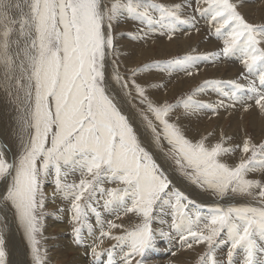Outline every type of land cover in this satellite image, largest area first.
Returning a JSON list of instances; mask_svg holds the SVG:
<instances>
[{
	"label": "snow or ice",
	"instance_id": "6c2138e0",
	"mask_svg": "<svg viewBox=\"0 0 264 264\" xmlns=\"http://www.w3.org/2000/svg\"><path fill=\"white\" fill-rule=\"evenodd\" d=\"M245 7L246 0H0V91L15 106L18 143L12 159L0 145L5 189L0 222L2 213L12 212L27 240L31 264H48L38 237L48 215L49 182L52 202L59 198L69 204L75 245L85 243L84 229L94 235L89 221L94 215L100 231L91 247L93 264H100L106 239L115 241L106 250L107 264H147L161 240L175 241L169 249L173 258L204 245L196 264H264V140L257 143L245 134L241 143L231 144L234 138L223 131L215 143H209L213 133L193 140L179 123L222 111L231 115L239 108L242 113L255 110L264 125V23L249 22L241 11ZM197 14L222 42L219 51L195 54L193 49L182 57L133 67L126 75L113 60L107 74L108 57L116 51L115 23L128 19L139 24L129 39L147 44L156 35L171 41L183 30L199 32ZM232 56L242 65L239 77L205 80L175 103L149 97L152 90L166 91L167 83L137 81L153 69L169 77H191L200 62L214 64ZM112 81L129 98L135 92L151 141L161 151L162 141L167 143L165 160L184 180L217 200L248 197L255 203L206 205L176 188L142 145ZM209 91L218 98L201 99ZM237 153L235 163L225 159ZM256 174L259 178H250ZM77 175L78 181L69 182ZM101 207L116 220L133 215L139 222L126 228L105 221ZM221 245H227L224 261L217 259ZM0 264H9L2 229Z\"/></svg>",
	"mask_w": 264,
	"mask_h": 264
},
{
	"label": "rangeland",
	"instance_id": "374dc122",
	"mask_svg": "<svg viewBox=\"0 0 264 264\" xmlns=\"http://www.w3.org/2000/svg\"><path fill=\"white\" fill-rule=\"evenodd\" d=\"M250 1L255 2V0H250ZM156 2L157 3H163V4H172V3H182L183 0H156ZM194 7H195V5H194ZM263 8H264V6H263ZM263 8L262 7L256 8L257 10L255 9L256 10L255 14H251V13L248 14L247 11L244 9H242L241 11H242V14L245 13L244 15H245V17L247 16L246 18L249 19V22L260 24V23H264ZM191 11H192V9H190V12ZM251 16H252V18H251ZM197 20H198V22L200 21L202 23V25H199V23H198V27L200 29L199 32L191 31V33L189 35L186 32L187 30H183L177 34V35H179L180 33H183L184 37H186V39H190V40L192 39V36H194L195 38H197L196 42L194 43L193 41H191L189 43L190 45H188V44L184 45L185 47H182V51L177 48L174 52H173V49H169L168 51L165 52L163 49L161 50L159 46L157 47L158 44H156V42L160 41V39H157V38H163V37H159V35L154 36L153 39L150 40L147 44H145L143 42H135V41L130 40L128 34L129 33H136L141 26L139 24L131 21V20L121 19L118 23H115L113 25V34L116 37V41H115L116 51L112 55L110 60H111V62L113 60H115L116 63L119 65L120 72L122 74L126 75L128 73V70L133 68V67H142L145 64H152V63L157 62V61H166V60H170L173 58L182 57V56H184V54L186 55V54L192 53L193 49L196 50L195 54L211 53L210 48H209L210 47L209 45H211V44L207 43L206 45H204L206 43L207 39H212L218 43L220 40L215 38V36L213 35L214 29L209 28L210 26L208 25L207 21L204 18L199 17V15L197 14ZM200 32H201V34H200ZM175 39H176V37L173 40H171V42H174ZM166 41H169V40L167 39ZM183 48H185V49H183ZM200 48H201V50H200ZM159 50H161V51H159ZM144 52H146V54ZM220 61L241 65L239 62L238 56H232V57H229L226 59L222 58ZM220 61H218L216 63H219ZM209 65H213V63L202 61L198 65V68L199 67L203 68V67H206ZM111 71L112 70H110L109 73L107 72V74L110 75ZM199 73H201V74H199ZM181 74L183 75V78L175 77L176 75H181ZM194 75L195 76L196 75L203 76L204 80H202L198 83L196 81L195 82L192 81L194 83V85H192L187 90H185V88H183V87H185L186 82L188 80H192L194 76H191V78L188 76L184 77L185 75L183 73L174 74L172 77H169L167 74L161 73L158 70L153 69L152 71L145 73L143 76L138 77L137 81L139 83H142V84L167 83L168 88L166 91L165 90H152L148 93L149 97L153 101H157V102L166 100L169 103H175L176 100L180 99L182 96H185L187 93L191 92L197 86L202 84L206 79L207 80H217V78H218V80H223V79H220V76H217V75H219L218 73L216 75H213V73L212 74H206V71H198V73H196ZM226 75H227V73H226ZM225 79H226V77H225ZM112 84L114 85V87H115L114 89L116 90L115 95H120V97L123 98V102L128 105V108L133 109L134 116L139 117L138 113L143 110V106L136 99L135 92L133 91L132 97L129 98V97L125 96L123 94V92H121L118 85H116L114 81H112ZM175 85H178V86H175ZM182 85H184V86H182ZM172 86H173V89H171ZM180 89H182V90H180ZM183 89H184V91H183ZM206 95H213V96H215L216 99L218 98L216 96V94L212 93L211 91H209L208 94H206ZM206 95H204V96H206ZM204 96H202L201 99H204L203 98ZM235 114H239L240 118H241V115H243V119H239V121L242 123V128H243V123L245 124V126L247 124V127H245V134L252 135L254 140L257 143L264 140V132H263L264 130L262 131L263 133H261V135L257 134L256 131H254V128L250 125L249 115L251 114V112L248 113L249 115H247L246 113H242V111H240L239 108L232 110L231 115H227L226 113H224L222 111L219 116H213L211 114H203L199 117H194L191 120H187V119L182 118L179 121V123L184 128L186 135L193 140L199 139L202 135H206L208 133H213V135L209 137V143H215L219 138V136H218L219 133L221 131H223L227 136H231L234 138L231 141V144H239L242 141L241 138H243V136L240 138V134H242L241 130H243V129L240 128V131L238 132L237 127L234 126L233 123L238 118V117L237 118L235 117ZM16 115H17V113L15 110V106L4 95V93L2 91H0V137L4 141L3 143L6 144L8 151H10V153H7V155L10 156L11 159L15 156V154L18 151V143H17L16 137H15V118H16ZM173 119H175L174 116H173ZM133 126H134V124H133ZM222 127H223V129H222ZM231 128H232V130H231ZM134 129H135V126H134ZM135 130H136L138 137H139L141 132L137 131V129H135ZM149 134L150 133H148V131L145 133L146 137H148V141H149L152 149H146V150H148L153 155L154 159L157 161L156 156L154 155L155 154L154 150L158 149V148L151 141V138H149ZM150 137H151V134H150ZM139 139H140V137H139ZM140 141H141V139H140ZM141 143H142V141H141ZM0 145H3L1 140H0ZM142 145H143V143H142ZM158 150H160V149H158ZM168 150H169V146L167 145L166 142L162 141V151L160 150V152H162L164 154V153H167ZM238 155L239 154L237 153V156L232 157V158H225V159L228 160L229 163H235L236 160L238 159ZM169 162L171 163V166L175 170V172L179 175V173L176 171L175 166L172 163V161H169ZM157 163H158V161H157ZM181 178L183 179V177H181ZM250 178H259V175L256 174L255 176H250ZM73 179L78 181L79 176L77 175L74 177H69V182H71ZM0 185H1V183H0ZM113 186L114 185H110V184L105 185V187H113ZM192 186H194V185H192ZM194 187L197 188L196 186H194ZM50 188H52V189H50ZM197 189L199 191H201L204 195L209 196L212 199V202L222 203L223 200H217V199L213 198L212 196H210L208 193L202 191L201 189H199V188H197ZM52 191H53V185L51 184V182H49L45 185V192L49 196V200L46 204V212L48 213V215H46L44 218L43 236L38 237L40 239L41 251L42 252L44 250L47 251L48 264H71V263L74 264L75 258H76V253L78 251L82 252L83 262H86L88 264H93V256H92L90 248H87L86 238H85V243L82 246H77L73 243V234H72L73 225H72V229L69 233V240H70L71 244L77 248V249L76 248L75 249L78 251L77 252L69 251L68 256L66 258H63L58 252H56L57 250L53 248L52 242L59 240L58 235H59L60 231H59V229H55V231L53 233L48 234L47 222H48V220H50L53 217V214L56 213V211L61 212L60 208H62V207H60V206H62V205H57V207H59L58 209H57V207L52 205V203L50 202V199H51L50 193H52ZM186 195H188V194H186ZM189 198H191V197L189 196ZM191 199H193V198H191ZM230 199L231 200L232 199H241V200H246L247 202H255V201H251L250 198H248V197H244V198L236 197V198H230ZM56 200H58L60 202L62 201V203L64 202L63 200H61L59 198H57ZM197 202L199 203L200 201H197ZM65 204H68V202L65 201ZM100 204L101 205L103 204V200L100 201ZM203 204L211 205L212 203H210V204L209 203H203ZM62 209H65V208H62ZM67 210L68 209L63 210L62 213H65V211L68 212ZM99 210L101 211V214H102L103 218L105 219V221H108V220L114 221L115 220V216L109 215L108 213L104 212L102 207ZM69 216H70L69 218L71 219V214ZM110 217H111V219H110ZM89 221L91 223L92 222L95 223L94 215H92V214L89 215ZM2 222H0V229H2L3 233H4L5 229L2 227ZM138 222H139V219L133 215L124 216V217H122V219L118 220V223L123 224L126 228H131L134 226V224H136ZM93 223H92V225H93ZM95 225H96V223H95ZM15 226H16V228H19V226L16 222H15ZM156 226L159 227L158 224L154 225V227H156ZM105 227H107V224L105 225ZM86 232H87V229H84L82 234L84 235V233H86ZM114 234H120V231L115 230ZM98 236H99V234H98ZM94 237H96L95 234L93 235V237L91 236V238H94ZM19 239H20L21 244H22L21 249H23V252L25 255L24 261L26 264H31V255H30V249H29L28 244H27V240L25 239L23 234H22V236L19 237ZM94 240L89 241V243H92L90 245H93ZM114 243H115V241L108 240L107 244H104L103 249L100 247V250L105 251V254L101 257L102 259L100 260V264H107L106 250L111 248ZM69 246H71V245H69ZM219 250L222 251V253L226 254L227 245H221L217 249V251H219ZM205 251H206V248L204 245L195 246L192 250L185 251V255L190 257V260H188V262L181 261L178 264H196L198 257L200 255H202ZM155 252H156V250L151 252L152 256L154 255ZM77 254L79 255V253H77ZM115 258L117 260L119 259L118 253H117V256ZM237 259H239V257ZM8 261H9V257H8Z\"/></svg>",
	"mask_w": 264,
	"mask_h": 264
},
{
	"label": "bare ground",
	"instance_id": "6f19581e",
	"mask_svg": "<svg viewBox=\"0 0 264 264\" xmlns=\"http://www.w3.org/2000/svg\"><path fill=\"white\" fill-rule=\"evenodd\" d=\"M252 2L253 1L246 0V7L243 8L244 10L247 11L248 14H250V13L251 14H255V11L257 10L256 8H260V7L263 8V6H264V0H255V2H253V3ZM194 5L195 4H193V7H194ZM187 11L190 12V9H187ZM263 12H264V8H263ZM251 18H252V16H251ZM198 23H199V25H202V23L200 21ZM200 34H201V32H200ZM159 37H163V38H157V39H160L159 42H156V44H158L157 47L159 46L160 49L161 50L163 49L165 52L168 51L169 49H173V52H174L177 48L182 51V47H185L184 45H187V44L190 45L189 43L191 41H193L195 43L196 40H197V38H195L194 36H192V39L191 40L190 39H186V37H184V34L183 33H180L179 35H176L175 36L176 39L174 40V42L166 41L167 40V37H165V36H159ZM207 43L208 44H211V45H209L210 46L209 48H210L211 53L212 52L219 51L222 48V46H223L221 41H219V43H218V42H216V41H214L212 39H207V41H206V43L204 45H206ZM183 49H185V48H183ZM161 50H159V51H161ZM200 50H201V48H200ZM146 52H144V53L146 54ZM111 57L112 56L108 57V60H107L106 72H108V73H109L110 70H112V62L110 60ZM199 71H206V74H212L213 73V75H216L218 73L219 75H217V76H220V79L230 80V79H236L237 77L240 76V73L242 72V65L232 64V63L220 61L219 63H215L213 65H209V66H206V67H203V68L199 67ZM226 73H227V75H226ZM199 74H201V73H199ZM193 76H194L193 79L192 80H188L186 82V84H185V87H183V88H185V90H187L192 85H194V83L192 81H194V82L196 81L198 83V82L204 80V77L203 76H199V75H196V76L193 75ZM175 77H177V78H183V75L182 74L181 75H176ZM184 77H186V76H184ZM225 77H226V79H225ZM217 80H218V78H217ZM175 86H178V85H175ZM182 86H184V85H182ZM114 88L115 87H114V85L111 82V89H112L113 93L115 94L116 90ZM171 89H173V86H172ZM180 90H182V89H180ZM183 91H184V89H183ZM116 96L118 98V101L122 105L124 112L130 117L132 123L135 126V129H137V131L141 132L140 135H139V137H140V139H141V141L143 143V146L146 149H152L151 148V145H150V143L148 141V137H146V135H145V133L147 131H146V129H144L145 127L143 126L140 118L134 116L133 109L132 108H128V105L123 102V98L120 97V95H116ZM203 98L205 100H208V99L215 100L216 99L215 96H213V95H206ZM239 110L242 111L241 109H239ZM246 114L249 115L248 113H246ZM238 115L239 114H235V117L236 118L238 117V118H237V120H235V122L233 124H234L235 127H237L238 132H239L240 131V128H242V123L239 121V119H241V118H240V115L239 116ZM249 118H250V125L254 128V131H256L257 134H260L261 135V133L264 132L263 131L264 130V125H262L261 122L259 121V119H257V114H256L255 110H253L251 112V114L249 115ZM245 127H247V124L245 126V124L243 123V128H242L243 130H241V133L242 134H240V138L245 135ZM232 128H231V130H232ZM222 129H223V127H222ZM149 138H151L150 137V134H149ZM0 140H1L2 144H3V146H6V144L3 143L4 141L1 139V137H0ZM6 151H7V153H10V151H8L7 147H6ZM154 153H155L154 155L156 156V159H157L158 163L161 164V166L165 169V171L169 175V178L173 181V185L176 188H178L179 190H181L184 193L188 194L191 198H193V199H195L197 201H200L201 203H209V204L210 203H214V202H212V199L209 196L204 195L197 188H195L194 186H192L191 184H189L187 181L183 180L175 172V170L172 168L171 163L169 161H166L165 160V156H164V154L162 152H160V150L155 149L154 150ZM8 158L11 159L10 156H8ZM50 189H52V188H50ZM4 191H5L4 185L1 183V185H0V193H4ZM50 202L55 207H57V205H62L60 207L65 208V209H68L69 208V204H65V201L62 203V201L60 202L58 200H55V202L53 203L52 200L50 199ZM244 202H247V201L246 200H241V199H232L231 200V199L227 198V199L223 200L222 203H220V202L219 203L222 206H228L230 203L231 204H235V205H240V204H242ZM252 203H255V202H252ZM58 208L59 207H57V209ZM62 208H60V209H62ZM65 209H63V210H65ZM2 215L4 216V220L2 222V227L5 229L4 230V234H5V237H6V249H7L8 255H9L8 256L9 257V264H26L25 261H24L25 255H24L23 249H21L22 244H21V241L19 239V237L22 236L23 231L20 228H16L15 222L17 223V221L15 220V218H14V216H13V214H12L11 211L2 213ZM69 215H70V212L69 211L68 212L65 211V213H62V211L61 212H57L56 211V213L53 214V217L50 220H48V222H47V225H48V234L53 233L55 231V229H59V231H60V233L58 235L59 236V240H56L55 242H52L53 243L52 246H53L54 249L57 250L56 252H58L63 258H66L68 256V252L69 251H75V252L78 251V250H76L77 248L75 246H73L71 244L70 240H69V233H70V231L72 229V223H71V219L69 218L70 217ZM110 219H111V217H110ZM114 222L117 223V224H119L118 223V220H116V219L114 220ZM93 226H94L93 227L94 228L93 229V232H94V234L97 237L98 234H99V231H100L99 226L98 225H95V223H93ZM84 237L86 238L87 248H90V250H91V247L93 245H90L92 243H89V241L90 240H94L96 237L91 238L90 236H88V233L87 232L84 233ZM107 242H108V240L106 239L104 241V243L100 247L103 249L104 244H107ZM174 243H175V241H173L171 244L168 241H166V240L159 241L158 247H157L156 252L154 253V255L152 256V253H149L148 254V256H147V264H169V260H172V259H176L177 260V264L179 262H181V261L188 262V260H190V257H188L187 255H185V251L179 253L178 254V257H176V258H173V257L170 256L169 249H172L173 248V244ZM69 245H71V246H69ZM77 253H79V255ZM77 253H76V258H75L74 264H88L86 262H83L82 252L81 251H78ZM225 257H226V254L225 253H222V251H220V250L217 251V259L218 260L224 261L225 260Z\"/></svg>",
	"mask_w": 264,
	"mask_h": 264
}]
</instances>
